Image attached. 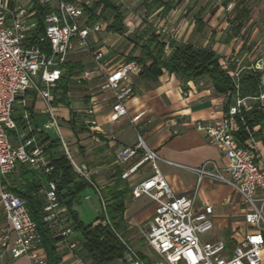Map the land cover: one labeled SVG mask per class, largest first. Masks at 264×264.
<instances>
[{
	"label": "built area",
	"instance_id": "2783aa9c",
	"mask_svg": "<svg viewBox=\"0 0 264 264\" xmlns=\"http://www.w3.org/2000/svg\"><path fill=\"white\" fill-rule=\"evenodd\" d=\"M42 6L49 11L39 19ZM40 26L43 33L39 35L38 43L28 44L32 32ZM103 27L101 21L89 25L84 8L75 2L14 0L11 5L10 0H0V264L8 255L13 259L25 258L26 264H50L41 245L37 222L29 213L26 200L4 182L19 165L35 170L43 180L40 190L43 219L62 237L57 243L58 250L73 252L80 246V233L72 227L73 220L59 197L58 181L52 176L54 167L51 160L55 154V150L50 148L52 140L59 139L74 171L90 182L102 199L91 169L87 164L76 162L63 135L59 116L53 107L52 90L65 74L70 53L77 48L90 47V35L101 32ZM103 58L104 52L98 49L95 52L97 71L104 73ZM141 71L139 62L130 61L106 72V87L113 100L111 120L119 121L128 115L126 102L136 91L131 75ZM230 74L238 78V74ZM93 77L94 71L87 69L77 79L82 81ZM237 78L235 91L231 94L233 102L223 118L216 124L199 122L196 126L209 143L220 148V162L206 160L199 166H191L164 159L147 143L142 130L138 131L136 144L118 154L121 163L142 154L139 161L122 174L123 178H129L145 163L153 169V174L135 185L131 193L134 198L147 196L156 203L143 235L166 264H264V157L260 160L257 155L259 152L262 154L255 134L259 125L251 129L244 115V111L252 110V101H264V93L259 97H242ZM29 96L44 101L43 110L48 115L45 132L30 136L21 132L13 118V106L19 102L25 108L23 117L30 119L32 113L27 108ZM261 106L264 111V104ZM88 113L92 114L93 108ZM144 114L142 111L130 121L136 123ZM236 120L244 125L246 137L243 139L236 134L239 129ZM8 130H15L18 134L15 147ZM49 130H54L58 137L53 138ZM46 137L50 139L44 140ZM159 161L196 173L197 184L193 192L175 193L161 173ZM207 178L228 185L241 195L245 205L244 233L239 239L231 235L228 244L212 235L215 229L214 206L197 204L199 187ZM105 206L103 203V209ZM125 245V264H146L135 248L126 242Z\"/></svg>",
	"mask_w": 264,
	"mask_h": 264
},
{
	"label": "crops",
	"instance_id": "0c3cea01",
	"mask_svg": "<svg viewBox=\"0 0 264 264\" xmlns=\"http://www.w3.org/2000/svg\"><path fill=\"white\" fill-rule=\"evenodd\" d=\"M163 20L166 22V17ZM162 30L168 33L173 31L172 34H174L175 29L173 27V29L163 28ZM94 37L96 35L89 37L90 41L94 42ZM102 38V42L97 46L104 52L105 72L97 71L95 59L91 55H86L85 49H74L70 53L68 62L79 65L82 70L75 72L71 77L67 103H56V112L61 122L63 135L75 155L76 162L87 164L91 169L97 189L103 193L106 187L114 186L118 177H122L128 168L139 161L140 153L124 163L118 159V154L124 148L136 144L139 130L145 132L147 143L164 159L191 166H199L206 160L220 162L222 156L220 148L209 143L206 135L197 130L196 126L199 122L218 123L233 102L232 97L215 91L211 80L209 82L204 78L184 81L179 75L166 72L158 79L152 80L144 79L139 74H132L131 82L136 91L135 95L126 102L129 113L121 117L119 121H113L110 118L113 111V100L110 90L106 87V72L126 62V56L131 52L134 44L132 43L126 56L117 54L124 61L112 62L106 56L110 51L109 46L113 36L108 38L102 36ZM170 52L168 49L167 53L170 54ZM87 69L94 71V77L90 80L79 81L77 78ZM76 87H82L84 91L82 99L84 105L78 102L80 108L75 111L72 106L71 93ZM27 101V108L32 115L28 120L22 114L20 121L24 124L20 126L21 132L29 136L45 132L44 124L47 119L43 110L44 101L35 96H29ZM90 108H93L92 114L88 113ZM142 111L145 112L143 117L138 122L132 123L130 119ZM72 120L75 121L74 127H72ZM236 122L239 126L238 120ZM259 130L260 134L257 135L256 132ZM255 134L260 141L259 147L262 152L257 155L262 160L264 157V125H259ZM57 151L65 154L61 144ZM158 165L175 193L193 192L197 184L196 173L163 161H159ZM152 174L151 165L145 163L129 178H122L132 191L135 185ZM91 188L97 193L99 201L105 203L96 188L94 186ZM206 203L214 206L215 227L221 230L227 228L229 232H233L232 235L236 236V239L241 238L246 228L245 205L241 195L228 185L207 178L201 183L197 196L198 205ZM126 205L125 219L129 231L135 226H140L143 221L151 220L156 207V203L151 198L147 196L134 198L131 192ZM141 205H146V209H142ZM61 253L64 255L62 264H92L90 260L84 258L85 256H80L78 251L64 250ZM1 264H26V259H13L8 255L1 261ZM112 264H124V261L117 260Z\"/></svg>",
	"mask_w": 264,
	"mask_h": 264
},
{
	"label": "trees",
	"instance_id": "16d2710c",
	"mask_svg": "<svg viewBox=\"0 0 264 264\" xmlns=\"http://www.w3.org/2000/svg\"><path fill=\"white\" fill-rule=\"evenodd\" d=\"M65 1L72 2L75 0ZM246 1H239L233 9L234 34L241 30L243 22L251 15V8L246 4ZM10 2L11 5L14 4V0H10ZM230 2L231 0H226L225 4L228 5ZM142 4L145 7L146 15L158 10L160 16L165 18L175 9L177 3L174 0H143ZM82 7L88 15L89 25L103 21L107 23L106 32L117 33L131 40L134 47L126 56V62H139L142 65V71L139 74L142 78L156 80L166 72L179 75L184 81L208 77L215 91L232 97L236 79L231 76L230 72H235L240 68L234 61L224 65L221 61L222 57L213 48L188 41L180 42L174 36L165 38L162 31L156 33L155 30L147 29L131 35L128 33L125 24L122 4H117L114 0H94L91 4L86 3ZM48 11V8L40 7L38 18L41 19V16ZM107 15L110 16L109 19ZM200 15L201 11L194 17L195 29L203 31L206 24L200 19ZM41 33H43V28L40 26L32 32L28 44H37ZM233 35H228V43L232 40ZM141 40L146 41L144 44H139ZM138 47H141V53L136 56L134 52ZM168 49L171 51L170 54L167 53ZM65 69V74L52 90L54 101L57 104L67 103L71 77L75 72L82 70L79 65L69 62L66 63ZM237 81L242 97H259L264 93L259 69L252 67L239 71ZM252 106V110L244 111V115L246 124L254 129L257 125H264V111L258 101H254ZM15 120L19 127L24 124L18 119ZM71 122L72 127H74L75 121L72 120ZM236 134L242 139L246 137L244 125L240 121ZM256 134L259 135L260 130ZM49 139L50 137H46L44 140ZM59 144V139H55L50 145V148L55 150L51 160V165L54 167L52 176L58 181L59 197L73 220L72 227L80 233V246L85 253V258L90 260L92 264H112L117 260H124L125 242H128L127 238L130 232L125 219L126 200L131 190L123 178L119 176L114 186L106 187L103 190L104 194L101 193L106 203L102 216L90 224L84 223L74 209V205L80 194L93 185L74 171L65 154L57 151ZM8 178L17 180L10 185L6 180L4 182L10 190L26 200L28 211L37 222L41 245L47 254L48 262L50 264H62L64 255L57 247V243L62 237L58 236L43 219V199L40 195L43 180L35 170L24 165H19L14 172L8 175ZM141 256L146 264L153 263L146 255Z\"/></svg>",
	"mask_w": 264,
	"mask_h": 264
},
{
	"label": "rangeland",
	"instance_id": "374dc122",
	"mask_svg": "<svg viewBox=\"0 0 264 264\" xmlns=\"http://www.w3.org/2000/svg\"><path fill=\"white\" fill-rule=\"evenodd\" d=\"M93 1L75 0L72 2L82 6L86 3L91 4ZM114 1L117 4H122L125 24L128 25V33H131V35L149 29L150 31L155 30L156 33L162 31L163 37L165 38L174 35L180 42L188 41L200 46L211 47L222 57L221 61L224 65H228L230 61H234L237 64L240 69H237L235 72L233 71L235 74L239 75V71L252 67L259 69L261 71V84L264 86V0L246 1V4L251 8V15L243 22V27L237 34H234L235 30L233 29V9L236 3L241 0H231L228 5L225 4L226 0H174L177 3L176 7L166 17V22L160 16L158 10H154L150 15H146L142 0ZM199 11H201L200 19L206 24L203 31L195 29L196 23L194 17ZM107 17L108 19L110 18L109 15ZM103 24L104 27L101 30V34L95 33L90 36L96 35L94 42L90 41V38L88 39L90 47L85 48L84 53L93 56L95 59V52L100 48L97 45L102 42V36L107 38L113 36L110 42L111 45L109 46L110 51L107 52L108 56L106 57L112 62L124 61L117 54L120 53L122 56H126L132 46L131 40L123 35L106 33L105 28L107 24L105 22ZM173 27L175 29L174 34H172L173 31L172 33H168L162 30L163 28H168V30L170 28L173 29ZM228 35H233L230 43L227 42ZM145 41L141 40L139 44H144ZM140 52L141 47H138L135 54L138 55ZM234 78H237V76H234ZM204 79L210 82L208 77H204ZM83 92L82 87H76L71 93L72 106L75 111L80 108L77 104L78 102L84 105L82 101L84 97ZM255 101L264 104L262 100ZM53 107L56 110L55 102H53ZM13 108V118L21 120L24 112L22 104L16 102ZM45 117L48 119V115H45ZM49 134L53 138L58 137V134L54 130H49ZM8 135L12 145L15 147L19 139L17 132L15 130H8ZM139 155L141 156L142 154L140 153ZM16 181L14 179H7L9 185ZM145 206L141 205V208L146 209ZM74 208L78 212L80 219L86 224L94 222L103 214V203L99 201L97 193L91 187L80 194ZM149 220L143 221L140 226H135L130 230L127 243L135 248L140 256L146 255L149 257L153 262L152 264H166L165 260L155 252L144 238L143 231L148 228L150 224ZM232 233L227 228L221 230L215 227L212 235L215 239H223L228 244L231 240ZM77 251L80 253V256H85L80 246Z\"/></svg>",
	"mask_w": 264,
	"mask_h": 264
}]
</instances>
